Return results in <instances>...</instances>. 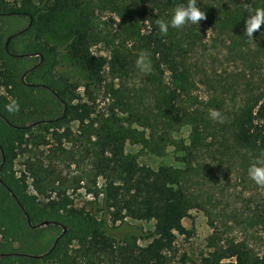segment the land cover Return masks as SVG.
<instances>
[{
  "label": "rangeland",
  "instance_id": "1",
  "mask_svg": "<svg viewBox=\"0 0 264 264\" xmlns=\"http://www.w3.org/2000/svg\"><path fill=\"white\" fill-rule=\"evenodd\" d=\"M198 2L205 12L198 26L169 27L166 34L157 21H170L174 9L152 0H77L78 7L57 16L59 36L67 31L60 24L75 23L86 32L90 51L103 61L105 79L92 101L78 89L92 105L90 120L72 123L60 142L53 135L45 141L32 138L15 160L17 174L26 175L32 192L66 193L77 208L99 216L101 202L94 195L103 183L95 171L101 144L107 132L124 136L125 155L152 170L171 169L191 203L183 221L187 233L177 234L171 264H204L203 258L230 242L264 256V185L248 175L250 166L264 167V148L260 140L238 139L247 114L264 105V23L251 37L245 30V21L264 9V0ZM28 23L25 17H7L0 21V33L20 32ZM155 36L171 45L176 69L162 62L158 67L159 56L149 47ZM141 53L150 62L148 72L136 66ZM59 73L87 76L66 58ZM129 221L154 230V221ZM39 229L30 244L45 252L62 227ZM78 264L116 263L96 253Z\"/></svg>",
  "mask_w": 264,
  "mask_h": 264
},
{
  "label": "trees",
  "instance_id": "2",
  "mask_svg": "<svg viewBox=\"0 0 264 264\" xmlns=\"http://www.w3.org/2000/svg\"><path fill=\"white\" fill-rule=\"evenodd\" d=\"M152 1L170 9L188 3ZM196 4L199 7L198 0ZM72 7H78L77 0H0V21L25 17L29 22L20 32L0 33V264H78L82 256L96 253L116 264H171L177 234L187 233L183 221L191 203L176 186L171 169L152 170L125 155L124 136L107 132L101 144L95 171L103 183L94 195L101 202L99 216L77 208L66 193L52 197L38 188L32 192L26 175L15 170L17 150L32 138L45 141L53 135L60 142L70 135L72 123L83 124L93 114L89 101L104 82V64L92 54L89 38L77 24H60L67 31L63 37L57 33V16ZM150 39L158 67L162 62L176 69L171 45L160 36ZM65 58L82 66L87 76L71 79L60 74ZM79 88L88 102L78 95ZM12 100L18 110L9 112L5 106ZM170 109L176 111L175 121H181L177 105L172 103ZM263 133L264 105L247 114L238 139L260 140L264 148ZM129 220L154 221V230ZM45 221L62 227V232L50 249L38 252L30 239ZM203 263L264 264V256L253 255L243 243L230 242Z\"/></svg>",
  "mask_w": 264,
  "mask_h": 264
},
{
  "label": "clouds",
  "instance_id": "3",
  "mask_svg": "<svg viewBox=\"0 0 264 264\" xmlns=\"http://www.w3.org/2000/svg\"><path fill=\"white\" fill-rule=\"evenodd\" d=\"M205 18V12L197 6L196 0H188L187 5L180 4L173 10L170 21L158 20L157 24L162 34H166L169 27L180 28L187 23L196 24ZM264 23V9H258L250 15L245 21V30L249 37ZM136 66L142 72L151 70L150 62L145 53H141L136 61ZM9 112L17 111L18 105L15 100H12L5 106ZM249 177L258 185H264V167L250 166L248 169Z\"/></svg>",
  "mask_w": 264,
  "mask_h": 264
},
{
  "label": "water",
  "instance_id": "4",
  "mask_svg": "<svg viewBox=\"0 0 264 264\" xmlns=\"http://www.w3.org/2000/svg\"><path fill=\"white\" fill-rule=\"evenodd\" d=\"M48 224H49L48 221H45V222L42 223V225H48Z\"/></svg>",
  "mask_w": 264,
  "mask_h": 264
}]
</instances>
